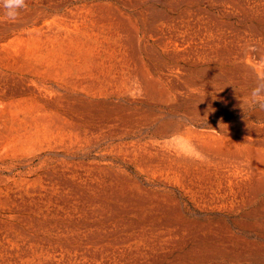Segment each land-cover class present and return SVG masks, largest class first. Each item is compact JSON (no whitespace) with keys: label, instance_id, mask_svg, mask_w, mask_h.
Wrapping results in <instances>:
<instances>
[{"label":"rangeland","instance_id":"obj_1","mask_svg":"<svg viewBox=\"0 0 264 264\" xmlns=\"http://www.w3.org/2000/svg\"><path fill=\"white\" fill-rule=\"evenodd\" d=\"M264 0L0 9V264H264Z\"/></svg>","mask_w":264,"mask_h":264},{"label":"clouds","instance_id":"obj_2","mask_svg":"<svg viewBox=\"0 0 264 264\" xmlns=\"http://www.w3.org/2000/svg\"><path fill=\"white\" fill-rule=\"evenodd\" d=\"M26 6V0H0V9L9 22H15L19 12ZM252 108L264 111V80L258 81L245 101Z\"/></svg>","mask_w":264,"mask_h":264}]
</instances>
